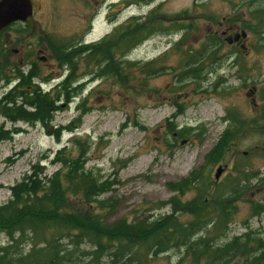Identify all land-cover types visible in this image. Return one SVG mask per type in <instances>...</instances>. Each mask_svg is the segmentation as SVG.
Segmentation results:
<instances>
[{"label":"rangeland","instance_id":"obj_1","mask_svg":"<svg viewBox=\"0 0 264 264\" xmlns=\"http://www.w3.org/2000/svg\"><path fill=\"white\" fill-rule=\"evenodd\" d=\"M95 1L35 0L36 12L28 24L0 32L1 98L14 86L2 76L13 78L16 66L25 72L37 68L46 81H36H42V89L54 96L56 86L72 71L61 65L54 46L95 47L118 26L150 14L151 25L159 26L123 57L118 77H98L104 64L80 56L74 74L81 76L83 87L62 103L47 124L10 121L0 114V128L10 132L0 142V202H7L11 187L35 168L41 178L62 169L55 158L64 146H68L67 154L77 157L79 146L72 139L78 136L81 144L88 141L86 147L90 145L86 168L116 181L107 194L117 202L113 220L171 213L173 198L187 203L197 191L181 194L169 184L179 183L203 165L228 127L224 119L232 111L254 120V125L250 123L224 159L202 175L209 174L216 181L217 168L227 166L217 183L225 190L237 178L236 163L248 167L250 187L233 203L237 209L227 238L248 228L264 235V211L256 213L255 207L264 205V34L256 33V29L264 30L259 26L264 20V11H260L264 0H129L125 7L123 2L128 0H106L91 25V14L97 11ZM224 18L226 26L221 27ZM230 18L235 19V26L228 24ZM229 27L234 28L231 37L242 31L246 37L241 36L234 46L225 38L219 48L209 45L212 36L222 37L221 32ZM115 43L109 44L115 47ZM115 57L119 59V54ZM126 61L134 65L127 66ZM194 62L200 67L192 74ZM77 119L80 127L75 132L67 130ZM170 127L191 130L179 137ZM160 203L166 204L158 209ZM181 212L182 219L190 218L189 212ZM6 243L7 237L0 235V246ZM32 243L30 235L18 247L28 251ZM82 247L92 248L90 244ZM173 257L165 255L142 264H169L176 262Z\"/></svg>","mask_w":264,"mask_h":264},{"label":"trees","instance_id":"obj_2","mask_svg":"<svg viewBox=\"0 0 264 264\" xmlns=\"http://www.w3.org/2000/svg\"><path fill=\"white\" fill-rule=\"evenodd\" d=\"M151 18V14L149 18H133L128 24L118 26L110 38L95 47L54 46L61 65L72 69L71 74L56 86L54 96L42 89V81L46 79L37 68L31 67L25 72L16 66L13 78L2 76L14 86L0 98V114L10 121L47 124L54 112L61 110L62 103L70 101V97L83 87L81 76L74 74L79 57L83 55L86 61L97 59L104 64L99 67L98 77H118L123 57L145 42L154 28H159L151 25L154 21ZM234 22L235 19L230 18L228 24L235 26ZM259 26H264V20ZM256 33L262 36L264 30L256 29ZM114 40L115 47H112L109 43ZM210 40L209 45H215L214 49L225 41L215 35ZM118 54L119 59H116ZM191 54L189 64L193 60ZM125 64L134 65L130 61ZM194 64L192 74L200 67L198 62ZM39 78L42 81H36ZM224 120L228 127L206 154L203 165L179 183L169 184L181 194L195 189V198L187 203L173 198L171 213L141 216L132 221L112 219L117 202L107 194L113 190L116 181L104 179L99 173L87 169L86 155L90 145L86 147L88 141L81 144L78 136L73 138L80 150L77 157L67 154L68 146H64L55 158L62 169L41 178L35 168L11 187V198L7 202H0V235L7 237V243L0 246V264H142L145 260L165 255L170 259L174 256L173 260H176L169 264H264L263 232L248 228L243 234L227 238L237 209L233 203L250 187L248 167L236 163L237 178L232 179L225 190L209 174L202 175L206 168L211 170L224 159L250 123L254 125V120H246L232 111ZM75 121L79 122H72L66 129L75 132L80 127V120ZM190 130L188 127L176 130L170 127V131H176L179 137H185ZM9 134L1 127L0 142ZM165 204L160 203L157 208ZM255 207L258 209L256 213L264 211L261 203ZM181 211L189 212L190 218L182 219L178 215ZM30 235L31 249H19L18 246L26 244ZM85 244H90L91 250H85L82 247Z\"/></svg>","mask_w":264,"mask_h":264},{"label":"water","instance_id":"obj_3","mask_svg":"<svg viewBox=\"0 0 264 264\" xmlns=\"http://www.w3.org/2000/svg\"><path fill=\"white\" fill-rule=\"evenodd\" d=\"M33 16L32 0H0V31L16 21H27ZM246 32L242 31L234 37L227 38L229 43L238 41L240 37H246ZM227 166L220 165L215 173L216 181L225 173Z\"/></svg>","mask_w":264,"mask_h":264},{"label":"flooded vegetation","instance_id":"obj_4","mask_svg":"<svg viewBox=\"0 0 264 264\" xmlns=\"http://www.w3.org/2000/svg\"><path fill=\"white\" fill-rule=\"evenodd\" d=\"M105 1L106 0H96L95 1V4L97 5V7H96V12H94V13H92L91 14V17H90V22H91V25L93 24V22L97 19V17L99 16V14L101 13V11H99V9L101 10L102 9V6L105 4ZM32 3H33V16H34V14H35V12H36V9H35V0H32ZM124 3V5H123V7H125V6H129L130 4H126L127 2H123ZM113 3L112 4H109L108 6H107V10H109V9H112V7H113ZM32 16V17H33ZM30 19V18H29ZM29 19L27 20V21H25V22H23V21H16V22H13V23H11L10 25H8L6 28H4L3 30H8V29H10V28H12L14 25H17V24H23V25H26V24H28V21H29ZM226 19L227 18H224V20H223V22L224 23H220V26L222 27V26H226ZM91 25H90V27H91ZM233 27H229L227 30H224V31H222L221 32V35H222V37L223 38H225V39H227L228 37H231L232 35H231V33L233 32ZM3 30H1L0 32H2ZM238 43V41H234L232 44H230L231 46H234V45H236ZM37 52L38 53H41L42 52V49L41 48H38V50H37ZM42 59H44V57H41Z\"/></svg>","mask_w":264,"mask_h":264}]
</instances>
